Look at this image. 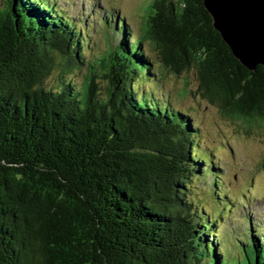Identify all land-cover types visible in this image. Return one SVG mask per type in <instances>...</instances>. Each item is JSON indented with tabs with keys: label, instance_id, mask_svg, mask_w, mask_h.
Listing matches in <instances>:
<instances>
[{
	"label": "trees",
	"instance_id": "1",
	"mask_svg": "<svg viewBox=\"0 0 264 264\" xmlns=\"http://www.w3.org/2000/svg\"><path fill=\"white\" fill-rule=\"evenodd\" d=\"M68 7L0 8V264H243L222 246V210L191 197L200 182L221 195L216 163L157 82L195 71L224 116L264 129V67L239 62L204 0H153L138 37L99 19L101 56L87 54L89 18ZM247 220L245 264H264V227Z\"/></svg>",
	"mask_w": 264,
	"mask_h": 264
},
{
	"label": "rangeland",
	"instance_id": "2",
	"mask_svg": "<svg viewBox=\"0 0 264 264\" xmlns=\"http://www.w3.org/2000/svg\"><path fill=\"white\" fill-rule=\"evenodd\" d=\"M152 1L64 0L69 12L85 13L89 18L87 23L93 29V34L87 54L100 56L107 52L110 43L108 30L99 24V19H107L109 25L122 19L129 26L132 37H138ZM3 5L4 0H0V8ZM144 49L154 61L158 80L161 66L154 48L146 43ZM85 74L86 69L83 68L75 70L71 77L81 83ZM162 79L157 82L158 87H162L165 94L170 96L175 108L191 116L193 124L199 129L197 153L200 156L210 155L216 163V171H219V182L214 191L222 195L218 197L220 199L215 198V194L210 195L203 182L191 188V197L210 215L222 210L225 216V223H221L220 227L222 246L235 261L245 264L244 244H248L249 238L247 218L252 222L253 230L255 225L261 230L264 227V129L256 127L247 131L244 123L224 116L218 105L203 98L195 71L185 72L181 76L166 75ZM54 82L55 75L49 83ZM207 180L210 183L212 178ZM210 188L213 189L212 186Z\"/></svg>",
	"mask_w": 264,
	"mask_h": 264
},
{
	"label": "water",
	"instance_id": "3",
	"mask_svg": "<svg viewBox=\"0 0 264 264\" xmlns=\"http://www.w3.org/2000/svg\"><path fill=\"white\" fill-rule=\"evenodd\" d=\"M204 4L239 62L250 71L264 67V1L204 0Z\"/></svg>",
	"mask_w": 264,
	"mask_h": 264
}]
</instances>
